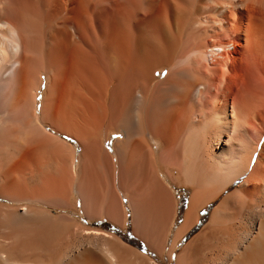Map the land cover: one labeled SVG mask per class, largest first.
<instances>
[{"label":"bare ground","instance_id":"obj_1","mask_svg":"<svg viewBox=\"0 0 264 264\" xmlns=\"http://www.w3.org/2000/svg\"><path fill=\"white\" fill-rule=\"evenodd\" d=\"M0 264H264V0H0Z\"/></svg>","mask_w":264,"mask_h":264},{"label":"rangeland","instance_id":"obj_2","mask_svg":"<svg viewBox=\"0 0 264 264\" xmlns=\"http://www.w3.org/2000/svg\"><path fill=\"white\" fill-rule=\"evenodd\" d=\"M113 135L115 137L112 140L111 150H113V141L116 138V135L115 134H113ZM178 193L180 194V200H181V203L184 204L183 205V208L185 209V207L187 205V200H188V197H189V191L179 190ZM131 217L132 216H130L129 220L127 221L126 229L125 230L124 229L122 230V229H120L118 227V232H119V234H122L125 237V239H127V240L129 239L128 241H130L131 239L134 238V240H133L134 243H136V245L139 248L141 247V249L144 250V249H146L145 245L133 233V230H132L133 229V224H132V220H131L132 218ZM107 224H109V223H107ZM135 238H137V239H135Z\"/></svg>","mask_w":264,"mask_h":264},{"label":"crops","instance_id":"obj_3","mask_svg":"<svg viewBox=\"0 0 264 264\" xmlns=\"http://www.w3.org/2000/svg\"><path fill=\"white\" fill-rule=\"evenodd\" d=\"M50 130H52V129L50 128ZM60 136L63 139H65L68 143L73 144V145L76 144V140H75V138L73 136L71 137L69 134H66V133H61ZM114 137H115L114 135L110 136V138L107 139L106 142H105V145L108 148V150H111V144H112V140H113Z\"/></svg>","mask_w":264,"mask_h":264},{"label":"snow or ice","instance_id":"obj_4","mask_svg":"<svg viewBox=\"0 0 264 264\" xmlns=\"http://www.w3.org/2000/svg\"><path fill=\"white\" fill-rule=\"evenodd\" d=\"M156 75H157L158 77L161 76V75L166 76V75H167V72H165V73H163V74H161V73H157ZM37 99H40V98L38 97ZM69 139H70V138H69Z\"/></svg>","mask_w":264,"mask_h":264}]
</instances>
